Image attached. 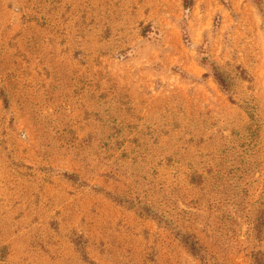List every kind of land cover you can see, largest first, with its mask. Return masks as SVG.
<instances>
[{
    "label": "rangeland",
    "instance_id": "obj_1",
    "mask_svg": "<svg viewBox=\"0 0 264 264\" xmlns=\"http://www.w3.org/2000/svg\"><path fill=\"white\" fill-rule=\"evenodd\" d=\"M257 254L264 0H0V264Z\"/></svg>",
    "mask_w": 264,
    "mask_h": 264
},
{
    "label": "trees",
    "instance_id": "obj_2",
    "mask_svg": "<svg viewBox=\"0 0 264 264\" xmlns=\"http://www.w3.org/2000/svg\"><path fill=\"white\" fill-rule=\"evenodd\" d=\"M214 76L216 78V80L218 81V83L224 88L227 89V80L225 75L218 69V68H214ZM255 264H264V260L261 258L260 254H257L255 256Z\"/></svg>",
    "mask_w": 264,
    "mask_h": 264
}]
</instances>
